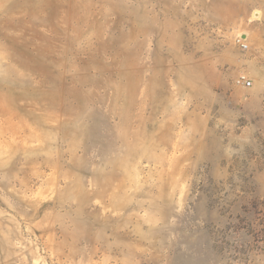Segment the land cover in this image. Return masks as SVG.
<instances>
[{
    "label": "rangeland",
    "instance_id": "obj_1",
    "mask_svg": "<svg viewBox=\"0 0 264 264\" xmlns=\"http://www.w3.org/2000/svg\"><path fill=\"white\" fill-rule=\"evenodd\" d=\"M0 264H264V0H0Z\"/></svg>",
    "mask_w": 264,
    "mask_h": 264
},
{
    "label": "built area",
    "instance_id": "obj_2",
    "mask_svg": "<svg viewBox=\"0 0 264 264\" xmlns=\"http://www.w3.org/2000/svg\"><path fill=\"white\" fill-rule=\"evenodd\" d=\"M236 43H237L242 49L246 48V46H245L244 43H243V40H242L240 37H238V38L236 39ZM236 82H237L238 84H241V85L245 86V87H249L250 84H251L250 81L246 78L245 75H239V76L237 77V79H236Z\"/></svg>",
    "mask_w": 264,
    "mask_h": 264
}]
</instances>
